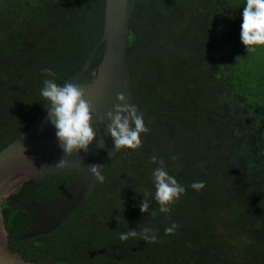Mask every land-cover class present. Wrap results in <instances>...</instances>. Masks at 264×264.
<instances>
[{
    "label": "trees",
    "instance_id": "trees-1",
    "mask_svg": "<svg viewBox=\"0 0 264 264\" xmlns=\"http://www.w3.org/2000/svg\"><path fill=\"white\" fill-rule=\"evenodd\" d=\"M244 2L136 0L127 60L149 131L139 148L116 152L90 197L49 234L26 237L38 221L33 203L61 197L79 172L19 183L1 201L15 252L37 264H264V47L241 42ZM105 6L0 0V151L45 102L41 69L63 84L96 49ZM103 53L104 44L90 68ZM154 154L186 188L170 213L154 198ZM143 228L158 239L144 240ZM132 229L136 237L120 239Z\"/></svg>",
    "mask_w": 264,
    "mask_h": 264
},
{
    "label": "water",
    "instance_id": "water-1",
    "mask_svg": "<svg viewBox=\"0 0 264 264\" xmlns=\"http://www.w3.org/2000/svg\"><path fill=\"white\" fill-rule=\"evenodd\" d=\"M136 0H106L102 35L82 66L65 82L78 84L85 98L92 104V126L96 139L87 152L67 155L56 136V128L48 119L50 101H45L32 123L17 138L0 151V264H37L25 260L9 246L7 230L1 216V201L13 192L19 183L46 179L67 170L79 172L75 183L51 203H33L38 221L26 237L49 234L64 224L90 197L98 176L118 152L108 131L106 113L115 111L122 103L117 99L124 93L127 103H133L131 76L127 60L130 21ZM104 44L100 63L90 68L97 48ZM64 82V83H65ZM103 117V119H101ZM103 143V147H101ZM61 160H66L58 166ZM98 164L97 175L91 165Z\"/></svg>",
    "mask_w": 264,
    "mask_h": 264
},
{
    "label": "clouds",
    "instance_id": "clouds-1",
    "mask_svg": "<svg viewBox=\"0 0 264 264\" xmlns=\"http://www.w3.org/2000/svg\"><path fill=\"white\" fill-rule=\"evenodd\" d=\"M242 11V23L240 31L241 42L247 47L248 52L255 51L258 47H264V0H245ZM45 74L40 94L44 101H50L48 119L56 128V136L59 139L64 152L71 155L73 152H87L89 146L96 139V132L92 126V104L85 98V91L78 84L65 82L58 84L55 80L56 73L50 67H43ZM117 99L122 103L115 106V111L106 113L110 123L108 131L113 139L115 149H136L142 145V134L149 131L144 119V113L133 103L128 104L124 93H119ZM103 119V117H101ZM103 147V143L100 145ZM172 159H176L175 156ZM66 160H61L58 166H62ZM149 164H156L152 171V179L155 187V201L159 204L161 213H170V205L185 193L186 188L180 184L176 177L169 173L165 162L157 155L149 158ZM100 168L98 164L91 165V171L97 175ZM102 182L104 177L98 176ZM191 187L200 190L204 187L203 181H194ZM145 200L141 202L142 212H146L150 205L144 194ZM152 214H155L153 210ZM178 227L173 223L165 228V233H173ZM137 231L132 229L121 233L120 239L136 237ZM140 235L149 242L158 239L157 234L151 228H143Z\"/></svg>",
    "mask_w": 264,
    "mask_h": 264
}]
</instances>
